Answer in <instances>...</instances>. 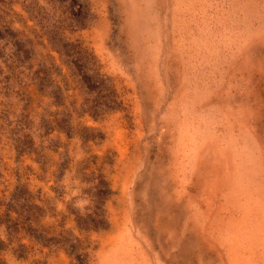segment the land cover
Returning a JSON list of instances; mask_svg holds the SVG:
<instances>
[{
  "label": "rangeland",
  "instance_id": "obj_1",
  "mask_svg": "<svg viewBox=\"0 0 264 264\" xmlns=\"http://www.w3.org/2000/svg\"><path fill=\"white\" fill-rule=\"evenodd\" d=\"M0 264H264V0H0Z\"/></svg>",
  "mask_w": 264,
  "mask_h": 264
}]
</instances>
